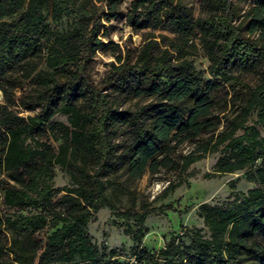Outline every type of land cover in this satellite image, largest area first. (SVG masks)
<instances>
[{
    "label": "trees",
    "instance_id": "1",
    "mask_svg": "<svg viewBox=\"0 0 264 264\" xmlns=\"http://www.w3.org/2000/svg\"><path fill=\"white\" fill-rule=\"evenodd\" d=\"M201 3L207 16L194 19L183 0H137L139 27L174 38L162 50L147 41L134 60L129 53L118 56L98 87L85 66L103 44L98 29L86 31L83 7L74 0H0V91L6 95L18 72L31 77L33 61L44 64L33 77L39 94L23 91L18 98L24 109L39 113L23 118L0 108V174L6 175L0 177V264H264V138L257 129H264V44L235 26L231 0ZM49 4L54 20L73 15L69 32L53 34L42 26ZM255 4L248 31L264 40V0ZM196 38L209 62V80L188 58ZM248 74L259 76L255 87L243 83ZM225 86L234 95L222 102L217 94ZM107 87L110 94L103 92ZM112 94L145 103L120 110ZM240 100L239 114L219 130L215 114ZM56 114L66 122L52 123ZM251 116L253 124L245 126ZM118 128L127 134L121 144L114 141ZM47 132L57 150L36 138ZM185 143L194 149L180 158V172L221 148L224 156L209 177L244 172L256 186L246 193L232 190L233 201L223 206L199 204L206 233L180 225L181 236L171 234L150 251L141 247L140 227L154 211H117L106 193L118 189L119 171L137 180L147 172L177 169L173 157ZM55 166L71 186L53 185ZM176 187L170 184L164 194ZM101 207L127 224L134 245L125 259L120 250L98 248L86 231ZM129 222L139 228L133 231Z\"/></svg>",
    "mask_w": 264,
    "mask_h": 264
},
{
    "label": "rangeland",
    "instance_id": "2",
    "mask_svg": "<svg viewBox=\"0 0 264 264\" xmlns=\"http://www.w3.org/2000/svg\"><path fill=\"white\" fill-rule=\"evenodd\" d=\"M76 6H81L87 11V17L83 21L86 31L98 29L97 39L103 44L102 47L95 50L91 54L89 62L85 66L86 74L89 80L96 86L100 87L102 81L111 70V64L118 65L116 58L121 56L123 59L129 53L134 60L144 44L151 40L156 43L159 50L167 48L173 40V35L161 29L141 28L139 27L140 9L134 11L137 0H117L114 10L111 6L114 0H74ZM256 0H231L234 14V24L240 28L241 32L257 42L264 44V40L260 39L258 34L251 35L248 31L249 12L256 5ZM183 3L190 10L192 17H206V11L202 6L201 0H183ZM17 16L3 19L1 21H14ZM136 24V25H133ZM46 30H50L53 34H65L72 29L73 15L65 13L57 20L51 16V5L43 13L42 26ZM43 30V29H41ZM44 31V30H43ZM39 35V34H38ZM195 47L189 48L188 58L193 61L197 71L209 80L207 74V66L209 64L206 55L199 45L198 39L194 40ZM36 72L44 69L43 62H36ZM25 78V73L18 72L13 77L15 79L14 86L7 87V93L4 95L0 91V108L4 107L8 112L19 117H32L39 113V109H24L18 98L23 91L29 92L35 97L41 91L33 81L35 75ZM65 78L60 77V81ZM242 81L249 87H255L259 82L257 74H248L243 76ZM241 89L237 87L235 90ZM105 90V88H103ZM110 94V90L103 91ZM236 92V91H235ZM218 98L229 101L234 95L233 90L223 87L217 94ZM240 97L237 95V98ZM112 105L120 110L125 108L134 109L138 104H144V100L138 99H119L112 94ZM243 101L235 102L232 106L230 103L227 110L222 114H215L221 121L219 130L223 128V124L233 120L238 114V105ZM214 115V116H215ZM66 122L65 117L56 114L52 123ZM254 122V116H251L245 123V126H251ZM46 128H48L46 126ZM260 136L264 138V129L257 127ZM4 129L0 125V141L3 136ZM242 134L239 129L236 136ZM125 130L118 128L114 133L115 143L121 144L126 140ZM41 142L51 144L54 150H57L58 142L48 135L42 133L39 137ZM29 142V141H28ZM194 149V145L185 143L177 150L173 157L174 162L178 164L177 169H160L156 174L146 173L140 179L128 180L125 172L119 171L117 174L118 185L115 191L106 193L109 201L115 206L117 211L141 212L144 208L153 210L149 214L143 225L140 227L143 233L141 247L150 251L159 249L164 244V239L169 238L171 234L181 236L180 225L186 228L196 227L206 233L202 220L197 215L198 205L201 203L210 206H223L233 201L232 190L246 193L256 184L246 180L244 172H236L233 174L213 175L217 166V162L224 156L221 148L217 152L208 153L203 159L193 163L186 172L179 171L180 158ZM260 161L257 162V164ZM1 178H6L5 174H0ZM176 185L175 190L164 194V191L170 186ZM53 185L56 188L62 186H71V179L65 171L59 166L54 167ZM234 186V187H233ZM234 188V189H232ZM192 207L187 213H182L186 208ZM182 213V214H179ZM133 231L139 227L133 222H129ZM127 224L124 220L116 218L107 207H101L94 215V219L87 225L86 231L92 237L93 243L98 248L106 246L108 249L120 250L122 259L130 254V249L134 242L129 234L126 233ZM184 242L188 239L183 237Z\"/></svg>",
    "mask_w": 264,
    "mask_h": 264
}]
</instances>
